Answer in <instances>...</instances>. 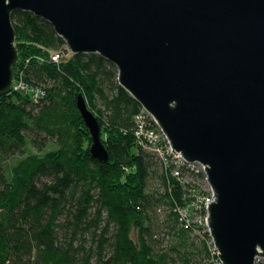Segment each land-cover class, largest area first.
Segmentation results:
<instances>
[{"label": "trees", "instance_id": "trees-1", "mask_svg": "<svg viewBox=\"0 0 264 264\" xmlns=\"http://www.w3.org/2000/svg\"><path fill=\"white\" fill-rule=\"evenodd\" d=\"M12 23L20 60L17 89L0 97V264H222L195 206L207 177L174 157L116 67L66 53L34 14L15 12ZM80 95L108 163L92 158Z\"/></svg>", "mask_w": 264, "mask_h": 264}, {"label": "water", "instance_id": "water-1", "mask_svg": "<svg viewBox=\"0 0 264 264\" xmlns=\"http://www.w3.org/2000/svg\"><path fill=\"white\" fill-rule=\"evenodd\" d=\"M15 12L48 22L66 53L113 64L173 152L204 166L222 264L264 260V0H0V97L14 91ZM93 160L110 162L84 96Z\"/></svg>", "mask_w": 264, "mask_h": 264}, {"label": "built area", "instance_id": "built-area-1", "mask_svg": "<svg viewBox=\"0 0 264 264\" xmlns=\"http://www.w3.org/2000/svg\"><path fill=\"white\" fill-rule=\"evenodd\" d=\"M60 58V55L59 54H57V55H55L54 57H53V59H54V61H56L57 62V60ZM18 87V86H17ZM17 87H15V89H17ZM144 112V111H143ZM144 114L146 115V113L144 112ZM149 116V115H148ZM161 131V130H160ZM161 134H162V132H161ZM147 136H149L153 141H155V142H157V141H159L158 139H161L160 138V136H158V135H156L154 132H149V133H147ZM162 136L164 137V139L166 140V142L168 143V146H170V144H169V141L167 140V138H166V136H164L163 134H162ZM170 152L174 155V157H176V159L179 161V162H181V163H183L184 165H188V166H190V167H193L194 169H199L200 170V172H203L204 174H205V176H206V173H205V168H204V166H200L199 164H188V163H186L184 160H183V158L180 156V155H178V154H176L175 152H173V150H172V147L170 146ZM208 185V184H207ZM214 200H215V198H214V195H213V192H212V190H211V188H209V186H208V195L207 196H204L203 198H200L197 202H196V204H195V206L196 207H199V208H201L202 210H203V213H204V215H203V220H205V225H206V227H207V231H208V226H207V216H208V208H209V206L214 202ZM260 263V262H259ZM258 263V264H259Z\"/></svg>", "mask_w": 264, "mask_h": 264}, {"label": "rangeland", "instance_id": "rangeland-1", "mask_svg": "<svg viewBox=\"0 0 264 264\" xmlns=\"http://www.w3.org/2000/svg\"><path fill=\"white\" fill-rule=\"evenodd\" d=\"M15 77V76H14ZM15 80H16V77H15ZM23 84V83H22ZM21 84V86H23ZM14 85H15V83H14ZM13 88H14V86H13ZM14 90H15V88H14ZM155 181H153L152 182V184L150 185V187H149V189L148 190H150V191H152L153 192V189H155L154 187H155ZM157 186V185H156ZM155 213V212H154ZM153 213V218L155 219V222L156 221H159V219H160V217L158 216V215H156V214H154ZM162 216H163V214H162ZM154 221H153V223H155ZM161 227L162 226H156V224H154V230H155V232H160V230H161ZM168 241H171V239L170 240H168ZM173 241V240H172ZM218 253V252H217ZM220 261V260H219ZM259 264H264V260H260V263Z\"/></svg>", "mask_w": 264, "mask_h": 264}]
</instances>
